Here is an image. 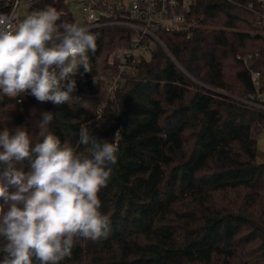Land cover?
<instances>
[{
	"label": "trees",
	"instance_id": "trees-1",
	"mask_svg": "<svg viewBox=\"0 0 264 264\" xmlns=\"http://www.w3.org/2000/svg\"><path fill=\"white\" fill-rule=\"evenodd\" d=\"M190 14V32L158 31L167 52L155 44L113 97L104 77L113 50L130 41L117 26L89 29L99 38L91 72L75 77L78 102L56 106L29 94L18 102L0 92V131L25 125L33 145L44 111L54 113L49 131L73 147L82 125L109 140L123 130L99 193L110 234L77 238L61 264H264V111L234 98L252 90L237 54L256 52L249 64L264 70V25L225 0H194Z\"/></svg>",
	"mask_w": 264,
	"mask_h": 264
},
{
	"label": "clouds",
	"instance_id": "clouds-1",
	"mask_svg": "<svg viewBox=\"0 0 264 264\" xmlns=\"http://www.w3.org/2000/svg\"><path fill=\"white\" fill-rule=\"evenodd\" d=\"M61 16L49 5L16 24L0 18V92L5 96L29 94L56 106L80 100L73 95L75 77L91 72L89 53L95 54L99 34L62 22ZM40 114L42 140L34 145L25 125L0 131V264H61L71 258L77 238L98 241L110 234L99 193L117 164L123 130L109 140L82 125L73 147L49 131L54 113Z\"/></svg>",
	"mask_w": 264,
	"mask_h": 264
},
{
	"label": "built area",
	"instance_id": "built-area-1",
	"mask_svg": "<svg viewBox=\"0 0 264 264\" xmlns=\"http://www.w3.org/2000/svg\"><path fill=\"white\" fill-rule=\"evenodd\" d=\"M252 12L264 25V0H225ZM194 0H0V18L18 23L26 15L46 6H53L62 13L61 21L100 28L117 26L130 32L128 46L112 52L115 62L104 78L109 97L127 77L135 74L137 65L148 60L155 44L167 52L158 31L190 32L195 20L190 14ZM258 54H237V59L247 67L252 90L246 97L235 99L264 111V70L249 64ZM20 102V98L17 97ZM264 135V130L261 133Z\"/></svg>",
	"mask_w": 264,
	"mask_h": 264
},
{
	"label": "rangeland",
	"instance_id": "rangeland-1",
	"mask_svg": "<svg viewBox=\"0 0 264 264\" xmlns=\"http://www.w3.org/2000/svg\"><path fill=\"white\" fill-rule=\"evenodd\" d=\"M257 151L258 152H264V135L263 134H261L258 137V140H257ZM260 159H263V158H260Z\"/></svg>",
	"mask_w": 264,
	"mask_h": 264
}]
</instances>
